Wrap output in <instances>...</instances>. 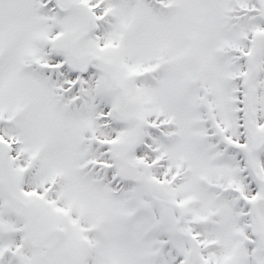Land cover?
I'll return each mask as SVG.
<instances>
[{
	"label": "snow or ice",
	"instance_id": "6c2138e0",
	"mask_svg": "<svg viewBox=\"0 0 264 264\" xmlns=\"http://www.w3.org/2000/svg\"><path fill=\"white\" fill-rule=\"evenodd\" d=\"M0 264H264V0H0Z\"/></svg>",
	"mask_w": 264,
	"mask_h": 264
}]
</instances>
